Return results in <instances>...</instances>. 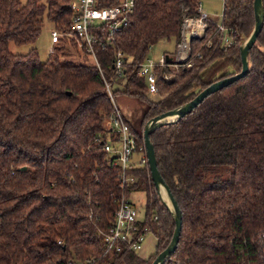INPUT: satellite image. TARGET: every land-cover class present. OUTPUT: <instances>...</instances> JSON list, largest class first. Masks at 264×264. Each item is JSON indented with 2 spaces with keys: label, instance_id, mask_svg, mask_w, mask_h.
<instances>
[{
  "label": "trees",
  "instance_id": "obj_1",
  "mask_svg": "<svg viewBox=\"0 0 264 264\" xmlns=\"http://www.w3.org/2000/svg\"><path fill=\"white\" fill-rule=\"evenodd\" d=\"M73 1L0 0V264H151L171 241L175 220L148 160L131 170L136 181L123 187L120 166L95 142L106 137L114 110L105 79L115 97L147 102L142 131L133 128L143 141L150 118L213 82L201 72L217 58L234 66L217 79L241 70V43L255 25L254 0H223V22L235 37L230 47H222L210 21L206 34L191 41L190 67L174 71L169 54L168 64L157 68L158 100L149 98L140 65L159 40H180L185 18L199 15L200 0H135L111 43L109 30L95 28L98 62L66 57L59 45L46 59L36 48L11 51V42H35L45 19L66 30ZM117 50L125 54L121 74L114 66ZM249 63L245 76L150 134L183 215L178 246L164 264H264V25ZM164 72L174 75L166 79ZM133 191L146 193L144 225L157 239L149 256L106 252L104 233L120 198Z\"/></svg>",
  "mask_w": 264,
  "mask_h": 264
},
{
  "label": "built area",
  "instance_id": "obj_2",
  "mask_svg": "<svg viewBox=\"0 0 264 264\" xmlns=\"http://www.w3.org/2000/svg\"><path fill=\"white\" fill-rule=\"evenodd\" d=\"M103 2L104 0H74L71 6L74 9L75 15L69 27L66 30L54 27L51 31V39L54 45L51 52H55L56 45L63 47L74 43L83 53L93 55L95 62H98L95 50V42L97 40L95 28H106V30H109L110 36L106 37V39L112 42L114 37L111 33L118 30L121 25L127 23L129 14L135 6V0H118L117 3L110 5ZM198 11V16L185 18L181 29L178 47L182 48L184 57L191 51L192 39L203 37L206 34L210 21L217 26L219 43L222 47H230L234 43L235 37L234 33L229 32V27L224 24L223 14L222 20L216 21L202 10L201 4L198 7ZM187 33H189V39L187 38ZM115 53L114 66L117 73L121 74L125 54L121 50H117ZM166 56L163 55L159 61L147 58L140 65V72L145 76L149 92L157 91V68L168 64ZM188 64L191 65V63ZM165 78L169 79L166 75ZM105 81L114 110L109 119V131L106 137L98 135L95 138V142H101L103 149L113 157L112 163L120 166L121 184L125 187L128 183L136 181V175L131 173V170L146 164L148 160L146 146L144 140H139L137 133L118 107L112 89L113 84L106 79ZM138 152L143 153L139 164L133 161L134 154ZM132 193L130 195H123L120 198L118 208L114 214L113 224L110 230L104 233L106 252L123 249L140 251L144 247L148 232H151L144 225L145 212L141 214L139 207L131 198ZM68 264L77 263L69 262Z\"/></svg>",
  "mask_w": 264,
  "mask_h": 264
},
{
  "label": "rangeland",
  "instance_id": "obj_3",
  "mask_svg": "<svg viewBox=\"0 0 264 264\" xmlns=\"http://www.w3.org/2000/svg\"><path fill=\"white\" fill-rule=\"evenodd\" d=\"M22 1L25 2L26 0H22ZM201 1L204 4L203 7L205 8L206 13L209 14L213 20L216 21L222 20V14L224 10L223 0H201ZM53 28H54V24L45 19L42 26L41 34L39 35V37L35 42L27 43V44H16L14 42H11L10 43L11 51L16 53H27L31 49L36 48L37 51L39 52L40 57L42 59H46L51 53L52 48L54 47L51 39V31ZM177 42L179 43L180 40L177 41L174 36L171 37L170 39L168 38L161 39L153 46H151L147 57L153 61H159L163 57V55L170 54L173 56L172 58L174 60V62L170 63V68L173 69L174 71H178L181 68L180 66L190 67L191 65H189L187 62H191V60L189 59V55L191 51L188 53L186 57H184L182 48L178 47ZM63 49H62L63 50L62 54L66 57L73 58L79 62H86V63L95 62V57L93 55L86 54L83 52L76 53L75 48L72 46L63 47ZM58 52L61 53V51ZM180 63H183V65H180ZM233 70H234V66L231 63H229L223 57H219L212 64H210L205 69H203V71L201 72V76L203 80L210 82V81H215V79L219 78L223 74L232 72ZM163 75L164 77L166 75L169 77V79H171L174 74L164 72ZM148 96L152 100H158L160 98V94L157 93V91L148 92ZM116 103L118 107L123 111L127 119L130 120V123L132 124L133 128L137 131H142L141 124L147 110V105H148L147 102L136 97H131L125 94H119L116 97ZM105 124L109 128V124H110L109 119L106 120ZM142 156L143 153L141 152L135 153L133 156V161L139 164ZM131 198L139 207L141 214H144L146 193L144 191H134L131 195ZM156 242L157 239L155 235L152 232H148L144 247L142 250H140V253L145 256H149L150 254L154 253L156 251Z\"/></svg>",
  "mask_w": 264,
  "mask_h": 264
},
{
  "label": "water",
  "instance_id": "obj_4",
  "mask_svg": "<svg viewBox=\"0 0 264 264\" xmlns=\"http://www.w3.org/2000/svg\"><path fill=\"white\" fill-rule=\"evenodd\" d=\"M254 14H255V25L251 33L246 36L241 43V59L242 68L239 72L217 79L207 85L204 89L198 92L191 100L182 104L179 107L164 111L154 117L150 118L144 125L143 138L146 146V154L148 158L149 168L153 182L160 194L162 201L167 205L173 214L175 220V229L169 244L156 256L151 264H164L175 252L178 242L180 240L183 215L182 210L175 199L169 185L164 180L161 172L158 168L157 156L155 146L151 140L150 134L159 126H162L168 122L176 121L187 113L191 112L200 102L204 100L209 94L227 86L228 84L238 80L245 76L250 70L249 63V51L257 40L259 33L261 32L264 25V4L263 0H254ZM189 39V33H187ZM167 61L171 60L169 55L166 56ZM26 166L23 167L25 169ZM163 190L166 192L170 203L164 198Z\"/></svg>",
  "mask_w": 264,
  "mask_h": 264
},
{
  "label": "crops",
  "instance_id": "obj_5",
  "mask_svg": "<svg viewBox=\"0 0 264 264\" xmlns=\"http://www.w3.org/2000/svg\"><path fill=\"white\" fill-rule=\"evenodd\" d=\"M224 2V1H223ZM201 8L204 12H206L205 8L203 7V2L200 0ZM178 43V42H177ZM123 112V111H122ZM125 115V114H124ZM126 117V116H125ZM127 118V117H126ZM130 122V120H128Z\"/></svg>",
  "mask_w": 264,
  "mask_h": 264
},
{
  "label": "bare ground",
  "instance_id": "obj_6",
  "mask_svg": "<svg viewBox=\"0 0 264 264\" xmlns=\"http://www.w3.org/2000/svg\"><path fill=\"white\" fill-rule=\"evenodd\" d=\"M163 196L170 203L169 198L167 197V194H166V192L164 190H163Z\"/></svg>",
  "mask_w": 264,
  "mask_h": 264
}]
</instances>
